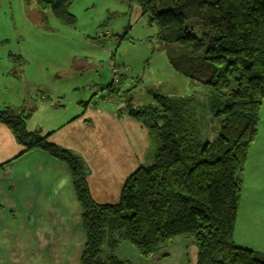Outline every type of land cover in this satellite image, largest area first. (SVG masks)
I'll return each instance as SVG.
<instances>
[{"label": "trees", "instance_id": "obj_1", "mask_svg": "<svg viewBox=\"0 0 264 264\" xmlns=\"http://www.w3.org/2000/svg\"><path fill=\"white\" fill-rule=\"evenodd\" d=\"M74 1L28 0L27 12L44 28L49 13L74 24ZM132 1L157 25L172 67L203 84L211 100L204 108L154 94V103L136 106L126 92L122 110L145 124L156 148L154 162L125 180L118 202L92 197L89 170L78 155L27 130L9 109H0V123L24 153L39 149L70 168L86 236L80 264H132L118 256L124 241L144 259L165 257L162 249L179 236L198 246L194 264H264V253L234 241L264 100V0Z\"/></svg>", "mask_w": 264, "mask_h": 264}, {"label": "crops", "instance_id": "obj_2", "mask_svg": "<svg viewBox=\"0 0 264 264\" xmlns=\"http://www.w3.org/2000/svg\"><path fill=\"white\" fill-rule=\"evenodd\" d=\"M25 7L23 3L19 19L12 17L14 40L32 30L43 37L53 34L50 28H35L28 19V12L23 15ZM4 41L6 39L0 42ZM85 49L87 51L82 49L78 55L73 52L71 57L59 58L56 53L46 57L41 41L13 45L11 52L2 47L0 87L8 89L11 85L18 90L15 91L17 94L21 90L30 97L40 94L42 100H51L54 108L62 107L63 94L57 87L59 81L69 79L71 82L73 76L83 73L100 57ZM81 54L85 59L79 64ZM15 55L18 60L14 62L10 56ZM24 70L28 75L26 79ZM3 79L10 82H2ZM93 88L94 83L89 90ZM128 90L119 92L123 93V100ZM105 101L109 98H104ZM75 102L80 106L72 118H60L67 122L46 130V137L49 142L69 149L84 162L89 170L87 181L92 197L98 203L114 204L120 198L125 180L141 165H147L138 156L137 146L138 141L146 140L143 138L148 135V129L143 122L122 110L123 106L119 109L100 108L92 100L83 101L81 98ZM43 129L37 130L41 132ZM8 131L12 130L0 123V136L7 139H0V264H80L86 236L70 168L39 149L24 153V147L16 141L14 133L10 137ZM10 143L16 145L9 146ZM261 144H264V100L258 139L252 145V151L250 147L243 175V189L254 180L260 185L263 183L264 189V146ZM152 158L154 162V152ZM240 205L241 200L234 241L240 247L264 253V195L257 205L261 213H254L257 206H252L249 213H239ZM197 253L198 246L193 239L184 236L177 237L162 249L161 255L165 257L153 260L140 257L125 241L118 249V256L132 264H194Z\"/></svg>", "mask_w": 264, "mask_h": 264}, {"label": "rangeland", "instance_id": "obj_3", "mask_svg": "<svg viewBox=\"0 0 264 264\" xmlns=\"http://www.w3.org/2000/svg\"><path fill=\"white\" fill-rule=\"evenodd\" d=\"M23 3L26 6L23 11L25 15L28 0H0V41L6 39L2 42L3 44L0 42V48L5 47L11 52L13 45L26 44L27 41L28 43L41 41L42 52L46 57L55 53L59 58L71 57L73 52L78 55L82 49L86 50L85 48L100 56L83 73L73 76L71 82L69 79L59 81L57 87H60L61 94H63L61 99L64 104L59 108H54L51 100L48 102L42 100L40 94L30 97L28 93L21 90L17 94L15 91L18 90L11 85L8 89L5 86L0 87V109H9L14 115L20 117L25 122L27 130L44 128L40 134L46 137L48 134L46 130L66 123L67 121L63 119L67 117L72 118L80 106L75 102L79 98L83 101L92 100L100 108L124 107L123 93L119 94V92L127 89L131 90L135 105L152 104L154 94H161L174 99L185 97L190 99L188 102L191 106L201 105L208 108L207 105L211 100L210 93L203 84L194 82L172 67L162 43L156 36L157 25L148 23V17L137 2L132 0H75L70 6V12L76 17L74 24L62 23L49 13L46 29L50 28L53 34L43 37L32 30L28 35L14 40L13 18L19 19ZM27 16L35 28H44L36 24L30 15ZM15 56H10L14 62ZM84 59L85 56L81 54L78 59L79 64H82L81 60ZM24 67L27 66L24 65ZM114 67L121 70L118 76L120 82L114 81ZM23 76L24 79L28 78L25 70ZM14 79L22 82L19 78ZM1 81L10 82L9 79ZM93 83L94 88L89 90ZM104 98H109V101L104 102ZM5 104L7 105L4 106ZM55 119L59 121H54ZM213 131L210 129L207 135L211 140L215 136ZM8 133L10 137H13L12 131ZM144 137L143 139L146 140L138 141L137 154L142 163L148 165L153 162L152 156L156 146L149 133ZM0 139L7 140L5 136H0ZM13 145L16 143L9 144V146ZM255 145L257 147V144ZM261 145L264 146V144ZM252 148L253 146H251V151ZM262 186L263 183L260 185L254 180L243 189L239 213H249L252 206L260 204L261 197L263 198L264 195ZM259 208H255L254 213H261Z\"/></svg>", "mask_w": 264, "mask_h": 264}, {"label": "built area", "instance_id": "obj_4", "mask_svg": "<svg viewBox=\"0 0 264 264\" xmlns=\"http://www.w3.org/2000/svg\"><path fill=\"white\" fill-rule=\"evenodd\" d=\"M120 73H121V70L119 69V68H116V67H114L113 68V74H114V78H115V82H120L119 80V78H118V76L120 75Z\"/></svg>", "mask_w": 264, "mask_h": 264}]
</instances>
